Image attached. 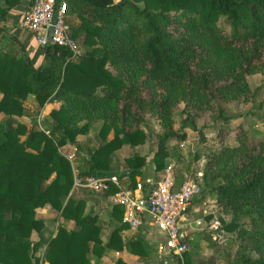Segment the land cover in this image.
Returning <instances> with one entry per match:
<instances>
[{"label":"trees","instance_id":"1","mask_svg":"<svg viewBox=\"0 0 264 264\" xmlns=\"http://www.w3.org/2000/svg\"><path fill=\"white\" fill-rule=\"evenodd\" d=\"M64 1L67 14L78 19L67 21L70 37L82 47L77 54L45 44L42 60L33 62L25 46L0 27L9 40L8 48H0V115L6 116L0 118V264H93L89 255L98 259L106 250L148 255L140 232L122 236L128 227L122 206L111 205L108 219L116 225L103 243L98 214L86 212V200L77 194L107 199L116 187H74L75 178L116 175L122 186L134 188L146 157L130 154L119 172L115 151L145 143L141 125L148 114L161 127L155 171L174 155L166 146L170 139H185L184 129L203 135L197 120L206 114L218 125L220 146L205 156L201 192L230 214L229 222L219 216L223 229L239 240L229 264H264V138L254 141L239 126L237 143H223L232 118L227 104L250 102L254 93L247 77L264 76V0ZM18 2L0 0V21ZM29 96L38 108L58 103L43 120L48 132L35 121L28 127L15 118L24 114ZM180 103L178 131L174 114ZM96 127L99 143L87 150L86 167L74 166L59 148L77 144V135ZM181 177L176 175V184ZM46 205L74 227L59 224L54 234H45L36 210ZM177 260L193 264L187 251ZM114 264L126 263L117 258Z\"/></svg>","mask_w":264,"mask_h":264},{"label":"rangeland","instance_id":"2","mask_svg":"<svg viewBox=\"0 0 264 264\" xmlns=\"http://www.w3.org/2000/svg\"><path fill=\"white\" fill-rule=\"evenodd\" d=\"M219 24L229 28L228 21L225 18L219 19ZM3 29V28H2ZM6 34L9 31L3 29ZM4 33V34H5ZM31 33V32H30ZM9 40L7 37L0 38V48H8ZM78 49H82L77 43ZM248 83L253 91L254 95L250 102L238 100L227 104V110L231 117L229 124L224 132L223 143L234 145L236 144L235 136L237 128L239 126L247 130L248 136L254 140L259 141L264 138V76L261 73L249 75ZM25 111L22 116L15 117L18 121L27 124L30 127L31 120L35 121L39 128L48 132V126L44 124V118L49 117V112L52 108H57L58 103H46L42 108H38L37 103L33 96H29L24 102ZM183 104L180 103L177 111L174 114V128L180 131L181 119L184 117L182 113ZM2 120L6 119V116L0 115ZM97 128H93L85 135H77V144L67 143L63 147L59 148L62 154H65L68 158L73 160L74 166L78 164L86 167L83 158L87 154V150L98 145L99 140L97 137ZM141 128L147 133V139L144 144L131 148L129 146H122L115 151V168L121 172L126 169L125 157L138 152L146 157V164L142 167V175L136 177L141 182L147 179H152V183L157 182L163 174L162 171H155L152 163L153 152L156 148V134L161 131V127L152 114L146 115L145 122L141 125ZM197 128H200L203 135H200L197 131L190 129H184L186 134L185 139L172 138L167 143V149L171 152L172 158L169 163H172L174 178L177 174H181L182 177L192 178L200 181L201 177L198 173H202L205 156L209 151H213L220 146L218 125L214 123L208 114L197 120ZM25 136H21L23 139ZM76 145L79 146L80 155L76 151ZM195 155L198 157L195 158ZM176 156V157H175ZM186 166L188 168L186 169ZM181 177V180H182ZM183 178V179H185ZM75 191V189H73ZM78 196L83 197L86 200L85 211L92 209L96 212L100 219L101 231L100 237L105 243L112 229L115 227V223L109 221L108 212L111 209L112 203L107 199L101 197V195H89L82 191H77ZM97 200V202H96ZM191 210L189 212V220L191 226L187 227L189 235L192 237L189 240V249L187 250L189 257L193 264H229L234 260L236 252L238 250L239 240L236 238L235 232H229L223 229L219 220V216L224 221L229 222L230 214L224 213L221 207L216 203L214 197L201 192V195L192 201ZM36 217L45 220L44 232L51 231L55 233L59 224L63 225L66 229L74 227L72 220L62 219L57 213L48 205L38 208L36 210ZM217 228L218 237H212V232ZM137 232L143 236L145 244L148 246V255L141 257L138 255V259L135 264H177V258L170 253L166 254V242L165 238L154 229L148 226L140 227L136 230L126 228L122 231V236L131 237ZM32 238L36 240L38 236L33 233ZM125 250V249H123ZM121 251L105 252L103 255L96 259L92 254L89 255V259L93 264H114L117 258H122ZM115 252V253H111ZM37 255H42V248L38 249ZM131 254V253H130ZM134 255V254H133ZM126 264L125 260H123ZM135 261L131 262L134 264Z\"/></svg>","mask_w":264,"mask_h":264},{"label":"built area","instance_id":"3","mask_svg":"<svg viewBox=\"0 0 264 264\" xmlns=\"http://www.w3.org/2000/svg\"><path fill=\"white\" fill-rule=\"evenodd\" d=\"M21 26L34 35L38 46L56 44L70 48L74 54L80 51L75 40L70 37L64 0H28ZM198 175L201 177L202 173ZM185 177L176 184L172 163H169L154 184L136 180L134 188H126L116 175H90L82 181L75 178L74 187L95 192L116 187L117 191L110 194L108 199L112 204L122 206V220L128 227L132 230L144 226L154 229L165 238L166 254L180 258L189 249V240L192 238L187 231V227L191 226V204L201 195L200 181ZM214 229L211 234L217 238V228Z\"/></svg>","mask_w":264,"mask_h":264},{"label":"crops","instance_id":"4","mask_svg":"<svg viewBox=\"0 0 264 264\" xmlns=\"http://www.w3.org/2000/svg\"><path fill=\"white\" fill-rule=\"evenodd\" d=\"M27 7L28 0H19V2L15 6H13L4 16V18L0 21V27L9 31V34L14 35L19 40V42L25 46L33 62L39 63L42 60L40 46H38V44L36 43L34 35L21 26V18ZM67 21L75 23L78 21V19L75 15L67 14ZM2 37L3 32L0 31V38ZM145 181L152 182L153 180L147 179ZM107 200L110 202L108 197ZM110 251L112 250H106L105 254L109 253ZM120 255L122 256L123 260L128 262V264H131V262L133 261H135V264L137 261L135 259H138L137 256L130 254L126 250H122Z\"/></svg>","mask_w":264,"mask_h":264},{"label":"water","instance_id":"5","mask_svg":"<svg viewBox=\"0 0 264 264\" xmlns=\"http://www.w3.org/2000/svg\"><path fill=\"white\" fill-rule=\"evenodd\" d=\"M50 40V35L48 36V41Z\"/></svg>","mask_w":264,"mask_h":264}]
</instances>
